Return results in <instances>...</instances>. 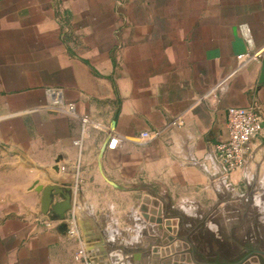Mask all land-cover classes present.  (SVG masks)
<instances>
[{
	"label": "crops",
	"instance_id": "1",
	"mask_svg": "<svg viewBox=\"0 0 264 264\" xmlns=\"http://www.w3.org/2000/svg\"><path fill=\"white\" fill-rule=\"evenodd\" d=\"M249 49L264 50V0H0V264L236 258L241 239L219 249L197 237L240 229L247 187L264 180V130L245 168L227 174L213 152L228 108L264 112V52L232 73ZM59 97L104 127L82 150L80 120L49 108ZM180 115L182 126L140 140ZM48 185L62 190L53 202L71 194L65 219L43 212ZM73 215L90 262L76 257Z\"/></svg>",
	"mask_w": 264,
	"mask_h": 264
},
{
	"label": "built area",
	"instance_id": "2",
	"mask_svg": "<svg viewBox=\"0 0 264 264\" xmlns=\"http://www.w3.org/2000/svg\"><path fill=\"white\" fill-rule=\"evenodd\" d=\"M242 30L247 44L251 47L253 45L251 29L249 26L243 25ZM263 52L264 50L262 49H249L244 53L238 54V64L232 73L240 70L251 61L262 59ZM226 79L219 82V84L215 88L211 89L207 95L209 96L214 94L215 91L226 82ZM49 108L61 111L80 120L81 134L76 140H74V144L77 145L80 150H82L90 128L104 130L102 124L87 115L79 114L74 104L63 103L61 101V97L57 98L55 104L49 106ZM3 118L4 116L0 115V120ZM184 122V115L177 116L165 128L143 131L141 132L139 138L141 141L147 142L154 138L163 137L170 128L180 127L184 124ZM227 129L228 138L218 143L213 152L215 157L224 165L226 173L228 174L234 170L245 168L248 165L251 158V143L254 139L260 136L264 130V112L255 107L240 108L232 106L227 110ZM119 140L120 136L114 135L111 139L110 147H116ZM80 167L81 163L79 161L76 166L77 174L80 172ZM62 169L66 170V167L63 166ZM42 223L47 226H50L51 224L49 221H42ZM68 234L70 237L77 238L79 241V249L76 253V257L87 261V250L79 235V228L74 215L71 216L69 221Z\"/></svg>",
	"mask_w": 264,
	"mask_h": 264
},
{
	"label": "rangeland",
	"instance_id": "3",
	"mask_svg": "<svg viewBox=\"0 0 264 264\" xmlns=\"http://www.w3.org/2000/svg\"><path fill=\"white\" fill-rule=\"evenodd\" d=\"M247 189L249 191L248 194L242 198V212L239 217L240 220L237 219L236 221L238 225L241 224L240 229L239 227L230 229L219 227L218 230L217 227H214L215 231H219L218 234L208 235L204 233L203 235H198L197 239L199 244L205 246V244L208 243L210 246L211 243H215L220 249L222 239L232 237L234 240H237V238L239 240L241 239L242 244L245 245L256 243L264 250V180L254 183L252 182V184H249ZM228 215L229 214H227V216ZM206 229H208V227L204 228L203 232H206ZM235 250H237L235 254L236 258L231 256L228 259L211 258L206 261L218 264L237 263L242 260V256L238 258L241 251L237 249V247ZM213 254L215 253L213 252ZM251 259H253V261L257 264H264V258L262 255H253Z\"/></svg>",
	"mask_w": 264,
	"mask_h": 264
},
{
	"label": "water",
	"instance_id": "4",
	"mask_svg": "<svg viewBox=\"0 0 264 264\" xmlns=\"http://www.w3.org/2000/svg\"><path fill=\"white\" fill-rule=\"evenodd\" d=\"M43 189H44L43 198H42L43 212L45 214H48V213L55 214L56 215L55 219H57V220L58 219L59 220L65 219L67 212H69L70 210L73 209V200H72L71 194H64V197H65L64 200L58 201V202H53L54 194H62L61 188L57 185H48V186L44 187ZM141 210L143 212V216L146 219H149L152 222H157L159 224H163V222H164L163 218H157V217L154 218L153 216L151 217L149 215V208H147L146 205L142 206ZM157 214L159 216H162L164 214L163 209H159ZM165 224L167 226V230H169V231L173 230L171 220H167V222ZM255 254H259V255H262L264 257V251L255 250L252 252V254H249L246 257H244L241 261H239L237 263H232V264H243ZM203 264H218V263H203Z\"/></svg>",
	"mask_w": 264,
	"mask_h": 264
},
{
	"label": "flooded vegetation",
	"instance_id": "5",
	"mask_svg": "<svg viewBox=\"0 0 264 264\" xmlns=\"http://www.w3.org/2000/svg\"><path fill=\"white\" fill-rule=\"evenodd\" d=\"M255 250L264 251L263 248L260 245L256 244V243L255 244L254 243L253 244L250 243V244H246V245L243 244L242 247H241V250H240L241 254L238 256V258L242 256V259H243L247 255L252 254V252L255 251ZM255 255H259V254H255Z\"/></svg>",
	"mask_w": 264,
	"mask_h": 264
}]
</instances>
